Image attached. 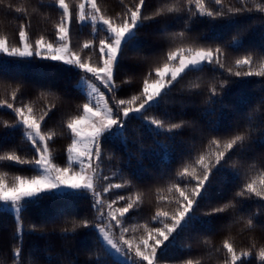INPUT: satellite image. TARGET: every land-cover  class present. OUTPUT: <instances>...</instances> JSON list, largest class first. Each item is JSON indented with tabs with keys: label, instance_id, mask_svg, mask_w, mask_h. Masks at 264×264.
Wrapping results in <instances>:
<instances>
[{
	"label": "snow or ice",
	"instance_id": "6c2138e0",
	"mask_svg": "<svg viewBox=\"0 0 264 264\" xmlns=\"http://www.w3.org/2000/svg\"><path fill=\"white\" fill-rule=\"evenodd\" d=\"M9 18L17 28L0 32V63L66 67L83 100L63 112L73 103L67 92L26 99L23 80L0 79V117H8L0 118V211L13 217L0 264H40L24 249L26 224L29 235L88 230L95 246L82 264H264V0H120L118 10L103 0H0V24ZM34 20L43 25L35 35ZM196 24L215 35L194 34ZM257 30L261 42L247 43ZM252 83L261 86L257 106L227 122L231 86ZM201 96L205 117L221 106L207 124L185 118ZM177 149L175 169L141 175L145 159L164 153L171 165ZM62 198L88 199L92 214L59 226V216L26 222L31 206ZM214 221L229 229L219 246L204 235L194 241L204 251L194 254L192 243L172 251L198 222L212 231ZM237 227L247 244L232 234Z\"/></svg>",
	"mask_w": 264,
	"mask_h": 264
},
{
	"label": "trees",
	"instance_id": "16d2710c",
	"mask_svg": "<svg viewBox=\"0 0 264 264\" xmlns=\"http://www.w3.org/2000/svg\"><path fill=\"white\" fill-rule=\"evenodd\" d=\"M103 2L112 9L119 8L120 0H103ZM55 18V16H54ZM43 25H38L34 20L33 35ZM49 30L51 25L47 26ZM16 22L14 19L9 18L7 25L0 24V32L6 31L12 35L16 32ZM194 34L203 33L209 37L214 36L215 33L207 28L205 25H194ZM87 29L84 35L87 36ZM143 39V34L141 35ZM230 39V34L225 37ZM75 39V37H74ZM244 39L249 44L258 45L261 42V35L259 30L249 32L244 36ZM17 77L18 81L23 80L26 83L25 98L35 100L40 91L48 90L58 92L63 95L67 92L72 98L73 103L70 105L67 101L63 105L61 111L67 112L75 107L76 103L82 102L83 97L79 94L77 89V81L79 76L74 71H68L66 67L53 66L49 62L40 61L39 59L33 60L30 63H16L12 58H9L7 62L0 63V79H10ZM183 83V82H182ZM261 86L258 83H252L248 85H232L231 90L225 96V103L230 107L224 109L228 114L226 117L227 122H233L241 120L257 106V99L261 95ZM195 103L189 104L185 109V118L189 120H196L207 124L208 121L216 120L220 116V105H216V115H209L205 117L203 115V109L208 107L205 103V97H196ZM177 107L173 111H179ZM6 119L8 117H0ZM162 141L167 142L165 137H160ZM9 142H19V134L16 136L8 137ZM68 142L67 138H62L54 145L55 148H61ZM144 147L148 149L154 147L153 140L150 136L145 137ZM116 151V158L113 163L119 164V157L123 154L119 148L114 149ZM177 159L171 164L167 165L162 163L164 153H161L159 157H148L144 161V168L148 169L147 173H141V175L151 176L153 174L163 172L167 168L171 167L175 169L178 166V158L180 155L179 149L175 153ZM58 162H62L63 156L57 153ZM135 164V161H133ZM149 186L163 183L161 180L147 181ZM239 183V181H237ZM220 188V185H214V191ZM217 201H213L215 203ZM207 207V205H206ZM90 201L84 198H62L57 200H43L39 204L33 205L29 208L25 214L26 222L31 221L37 224L44 223L50 220L54 216H59L57 225H62L65 220H71L73 218L79 219L84 215H91ZM149 214V206H144L143 215ZM197 215L202 219L207 220L208 217L202 216L201 212H197ZM13 223V217L11 213H5L0 211V249H3L5 253H9L12 244L11 234ZM208 225L200 224L196 225V231L193 233V239H187L188 233L177 242V246L172 249L176 254H180V245H187L192 243L193 252L204 251V247L195 243L194 241L202 240L204 235L212 236L214 242L219 246L225 235L229 234V229L225 222L214 221L211 225L212 231H208ZM232 234L236 236L237 242L247 244L249 242V236L247 234L239 235L238 227L232 230ZM257 238L261 237L259 230L256 233ZM23 245L25 251H32L35 258L39 260L40 264H82L83 261L89 257V249L93 248L94 239L88 233L86 229H78L76 233H68L66 235L61 234L59 227L55 231L51 230L46 233H32L28 234L27 224L25 229V235L23 237ZM208 264H215V260L208 262Z\"/></svg>",
	"mask_w": 264,
	"mask_h": 264
}]
</instances>
